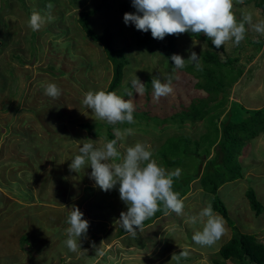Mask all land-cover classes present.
Returning a JSON list of instances; mask_svg holds the SVG:
<instances>
[{
	"label": "rangeland",
	"instance_id": "rangeland-1",
	"mask_svg": "<svg viewBox=\"0 0 264 264\" xmlns=\"http://www.w3.org/2000/svg\"><path fill=\"white\" fill-rule=\"evenodd\" d=\"M54 1L59 5L51 10L53 19L40 30L32 31L28 27L29 15L19 1L0 0V264H213L211 260L218 259L217 254L231 239L232 231L226 222V234L211 247H202L192 240L203 225L187 221L210 203L199 182L192 184L184 199L182 215L171 212L138 231L135 237H120V224L116 221L122 211H127V205L120 199L119 185L105 192L90 178L92 169L88 164L78 173L69 169L71 159L79 154L81 140L110 141L109 132L114 133L116 128L122 132L127 128L134 130V135L117 144L121 157L127 147L142 142L151 146L157 163L156 150L168 138L185 134L198 139L207 131L205 122L169 125L159 130L152 122L137 119L125 126L96 118L82 100L88 91L107 89L113 65L103 45L90 40L82 30L78 21L82 12L97 11L91 20L94 31L110 30L113 45L127 49L130 64L118 95L132 99L136 110L160 118H171L187 110L191 98L199 99L201 94L196 92L197 79L186 68L177 69L175 76L179 79L172 81L173 92L154 100L151 83L146 93L147 79L159 76L165 82L166 77L173 75L174 62L159 53L148 54L133 43L135 25H126L119 11V4L125 0ZM28 4H36L33 11L48 14L41 0ZM234 12L238 21L248 13L252 14L253 24L264 21L262 10L254 4L234 0ZM245 27V39L238 46L229 41L219 49L181 35L176 54L187 60L195 51L201 65L202 55L208 51L216 52L222 63L229 58L238 59L236 65L243 73L229 81V102L260 110L264 109V48L257 51L248 42L264 40V35L247 24ZM186 66L195 67L192 63ZM135 75L144 83L145 91L140 96L134 89L136 96L128 97L125 90L131 91L128 84ZM48 83H56L62 90L58 99L44 94ZM85 123L95 125L93 131L98 135L82 128ZM239 160L244 168L243 178L225 184L218 196L240 231L255 234L264 243V212L256 216L246 197L252 187L264 205V133L247 143ZM176 169L180 168L167 170ZM188 169L195 171L189 166L183 172L186 174ZM74 205L90 223L81 250L75 253L65 244L67 217ZM24 234L30 237L31 246L21 245ZM183 250L188 259L176 263ZM174 254L177 256L172 259Z\"/></svg>",
	"mask_w": 264,
	"mask_h": 264
},
{
	"label": "clouds",
	"instance_id": "clouds-1",
	"mask_svg": "<svg viewBox=\"0 0 264 264\" xmlns=\"http://www.w3.org/2000/svg\"><path fill=\"white\" fill-rule=\"evenodd\" d=\"M236 2L243 4L244 0ZM132 6L136 12L125 13L124 23L134 24L137 30L145 33L151 31L153 39L163 40L168 35L178 36L191 32L206 35L219 49L229 41L238 46L245 39L246 24L256 33L264 35V21L253 24L251 13L243 15L238 21L234 12V0H132ZM52 8L53 5L49 3L46 16L33 11L28 20V27L32 31L40 30L45 23L53 19ZM170 59L174 62L173 75L166 77L165 82H162L159 76L152 78L156 101L173 92L172 81L179 79L175 76L177 69H183L187 63H192L197 70H202L200 56L195 51H191L187 60L179 54H173ZM131 84L136 93L143 95L145 85L136 75ZM125 91L128 97L133 96L132 91ZM44 94L58 99L62 90L56 83H48L44 87ZM82 103L96 118L109 124L135 123L136 106L133 100L125 99L114 91H88ZM114 133L116 138L107 142L101 139L81 140L79 154L71 159L69 169L78 173L88 164L92 169L90 178L95 181V186L105 192L119 185L120 199L127 205V211H122L116 222L133 237L138 231H143L144 222L160 211L161 206L163 210L170 211L169 213L182 215L184 201L180 194L173 190L174 178L180 177L181 170L168 171L160 166L153 158L151 146L142 142L127 147L121 157L117 144L125 137L134 135V130L127 128L122 132L116 128ZM70 209L65 244L75 253L81 250V241L87 237L90 223L83 218L84 213L78 206L74 205ZM187 222L192 225L199 222L203 225L202 230L196 231L192 236V240L202 247L213 246L227 232L226 221L214 212L210 203L198 216H191ZM179 255L186 257L188 253L183 250ZM176 256L174 254L172 259Z\"/></svg>",
	"mask_w": 264,
	"mask_h": 264
},
{
	"label": "trees",
	"instance_id": "trees-1",
	"mask_svg": "<svg viewBox=\"0 0 264 264\" xmlns=\"http://www.w3.org/2000/svg\"><path fill=\"white\" fill-rule=\"evenodd\" d=\"M10 1H19L22 8L28 13L29 18L33 13L32 7L36 5L30 6L28 4V2L32 3L35 0H6L9 3ZM71 2H76V0H71ZM41 3L46 6L49 3L53 6L58 4L54 0H41ZM244 4H254L264 14V0H244ZM119 11L124 17L127 12L135 13L136 9L132 6V0H125L119 4ZM96 12H82L78 21L90 40L103 45L107 59L113 65L112 80L104 91H114L118 94L119 89L122 88L126 68L130 64L126 55L127 49L125 47L116 48L113 45L114 36L110 30L106 29L103 33L94 31L91 20ZM36 35L34 33L33 38ZM181 35L189 39L206 41L208 45L215 47L204 34L188 32L178 36L168 35L163 40H158L153 39L151 31L145 33L137 30L135 26L132 31V40L139 49L146 53H159L168 62L173 63L170 57L176 54L177 40ZM248 44L257 51L264 48L263 39L251 40ZM202 60L204 63L201 65L202 70H197L194 66L185 67L198 81L196 92H201L199 99L195 96L191 98L187 110H183L171 118L152 117L149 112L135 110L134 119L147 123L152 122L159 130H163L169 125L181 127L188 122L191 125L206 123L207 131L198 139H191L189 135L185 134L174 135L156 150L155 157L158 164L165 169L180 168L181 170L183 168L180 177L174 178L173 185V190L180 194L183 201L191 191L192 184L196 181L199 182L205 196L210 200L214 212L221 215L230 226L232 237L219 250L218 259L211 260L213 264H226L227 262L233 264H264V243L260 242L255 234H245L240 231L230 217L228 208L218 196L219 189L225 184L243 178L244 168L239 158L247 143L259 138L264 133V109L249 110L236 101L229 102L231 94L229 81L237 79L243 73V69L236 65L238 59L229 58L222 63L219 61L216 52L208 51L203 53ZM151 81V78L147 79L146 93L149 91ZM128 86L134 92L131 82ZM133 96H136V94H133ZM124 124L125 126L128 125L126 122ZM94 126L88 123L81 124L82 128L97 136L98 132L93 131ZM116 127L118 125L110 128L115 129ZM109 139H115L113 132H109ZM188 160H190L189 164ZM203 165L204 168L201 167ZM189 166H193L195 171L188 169L185 174L183 171H186L185 169ZM246 197L256 216L262 215L264 205L259 201L252 187L247 190ZM169 212L163 210L161 206L160 211H157L154 216L144 222L143 228L151 226L155 221L170 214ZM126 234L128 233L120 225L118 236L121 237ZM20 242L21 245L31 246L30 237L25 234L20 237ZM187 259V257L180 256L176 259V263Z\"/></svg>",
	"mask_w": 264,
	"mask_h": 264
}]
</instances>
